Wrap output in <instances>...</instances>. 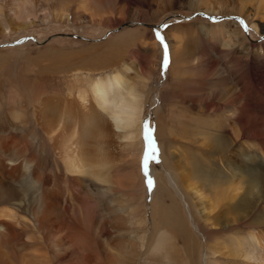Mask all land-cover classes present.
I'll use <instances>...</instances> for the list:
<instances>
[{"label": "bare ground", "instance_id": "bare-ground-1", "mask_svg": "<svg viewBox=\"0 0 264 264\" xmlns=\"http://www.w3.org/2000/svg\"><path fill=\"white\" fill-rule=\"evenodd\" d=\"M260 1L263 7L258 9L264 17V0ZM16 2L26 9L30 1ZM2 9L0 5V16ZM56 14L67 17L64 10ZM261 22L249 23L257 30ZM227 25L218 27L225 35L222 43H239L230 38ZM151 51L155 53L154 47ZM144 53L145 65H138L133 74L132 67L112 51L88 56L85 64L61 66L53 59L52 65L38 68L31 81L0 73V264H264L261 229L246 236L237 232L242 223L254 229L258 223L264 225V219H211L210 215V219H195L209 213L203 186L217 190L227 184L231 199L246 180L245 190L264 189V112L248 115L246 93L240 128L226 116L194 124L174 111L176 116L158 119L170 137L176 127L184 126V138L194 141L198 136L204 145L222 147L225 165L234 171L227 167L213 171L209 166L208 175L200 176L201 164L195 166L193 159L187 164L178 155L173 169L149 167L154 187L148 191L140 162V133L155 65ZM176 61L183 62V57ZM84 72L86 80L68 79ZM230 98L222 101L229 104ZM244 133L251 141H238ZM252 141L261 152L253 151ZM171 147L159 145L160 152ZM234 176L237 183H231ZM186 197L193 203L188 210L194 219L190 215L186 219L177 208L179 200L188 204ZM238 200L239 211L250 204L245 195ZM263 203L264 193L253 206ZM99 219H109L108 227L118 235L110 238Z\"/></svg>", "mask_w": 264, "mask_h": 264}, {"label": "rangeland", "instance_id": "rangeland-1", "mask_svg": "<svg viewBox=\"0 0 264 264\" xmlns=\"http://www.w3.org/2000/svg\"><path fill=\"white\" fill-rule=\"evenodd\" d=\"M29 1L25 9L23 4L17 6L16 0H0L3 8L0 16L1 74L12 78L22 75L31 81L38 68L46 67L48 63L52 65L54 60L61 66L85 64L90 56L109 51L118 54L124 64L131 66L133 74L138 65L143 66L146 62L145 50L149 56L147 60L151 59L155 70L149 79L150 89L142 107L141 153L144 156L143 125L146 120L154 129L158 149L162 142L172 146L162 149V152L159 149L158 162L150 161L149 167L158 171L173 169L179 155L187 164L192 159L195 166L201 164L202 171H197L200 176L208 175V171H211L209 166L213 167V171L216 168L226 171V167L234 171L233 166L225 165L228 161H225L226 151L222 147L204 145L198 136L194 141L184 138V126L179 130L176 127L174 136L170 137L165 132L163 122L158 119H168L175 115L174 111L182 112L183 117H189L194 124H201L205 119H224L226 116L233 127L240 128L239 117L245 105L246 93L250 98L249 105L245 106L251 112L248 115L261 116L264 112V17H261L258 9V5L263 7L260 0ZM62 10L66 11V19L56 14ZM199 12L222 18L210 20ZM185 15L192 16L185 18ZM252 19L255 22L262 19L260 29L258 27L256 30L249 23ZM156 23H160V26H152ZM221 24H228L231 28L230 38H235L239 43L233 40L229 45L222 43L225 35L218 32ZM244 25L248 28L247 32ZM157 32L165 37L169 46L170 63L166 72H162L161 68L163 49L155 38ZM151 47H154L155 53ZM253 48H256L255 52H252ZM182 57L183 62L176 61ZM118 67L105 70L111 72ZM86 75V72L78 73L68 79L77 82L78 79L86 80ZM228 96L232 102L225 104L222 99ZM162 105L163 111H158ZM230 112L233 114L228 117ZM209 130L212 131V128ZM243 135L245 138L237 137L239 142L251 141L245 133ZM252 143L253 151L261 152V146L257 142ZM232 159L245 166L238 158ZM243 177L247 179V176ZM237 178L234 176L231 183H237ZM245 183L234 199H231L230 185L228 189V185L222 183L217 190L203 186V193L207 194L203 196L204 206L210 214L195 215V219H210L208 215L211 219H264V203L257 208L253 206L258 203L264 189L248 187L245 190ZM120 189L124 190L125 186L120 185ZM241 195H245L246 201L250 202L243 211L235 206L240 200L245 204V199L238 200ZM186 200L187 205L179 200L177 208L186 219L189 215L194 219L188 210L193 203L190 204V197H186ZM149 202V197L145 195V203L148 205ZM229 204L234 207L232 211L228 208ZM147 211L150 216L149 207ZM109 221L99 219V225L110 231V238H113L118 232L108 227ZM151 223H148L149 226ZM237 229L245 236L259 229L258 232L264 234V225L260 223L254 229L242 223ZM203 242L206 251V238Z\"/></svg>", "mask_w": 264, "mask_h": 264}, {"label": "snow or ice", "instance_id": "snow-or-ice-1", "mask_svg": "<svg viewBox=\"0 0 264 264\" xmlns=\"http://www.w3.org/2000/svg\"><path fill=\"white\" fill-rule=\"evenodd\" d=\"M244 30L246 32L248 31V28L246 25H244ZM155 38L159 42V44L162 46V49H163L161 68H162V72H166L169 66V63H170L169 46L166 43L165 37L161 35L159 32L155 34ZM143 128H144L145 148H144V156L142 160V170L146 178L147 189L148 191H152L154 187V181L149 174V165H150V161L158 162L159 149H158L156 139L154 137V129L150 126V122L146 120L144 122Z\"/></svg>", "mask_w": 264, "mask_h": 264}, {"label": "water", "instance_id": "water-1", "mask_svg": "<svg viewBox=\"0 0 264 264\" xmlns=\"http://www.w3.org/2000/svg\"><path fill=\"white\" fill-rule=\"evenodd\" d=\"M198 14H200V15H202V16H204V17L210 19V20H217V19L222 18V16H212V15H210V14L203 13V12H199ZM192 15H193V14H192ZM192 15H185L184 17H185V18H188V17H190V16H192ZM152 26H160V23L153 24Z\"/></svg>", "mask_w": 264, "mask_h": 264}]
</instances>
